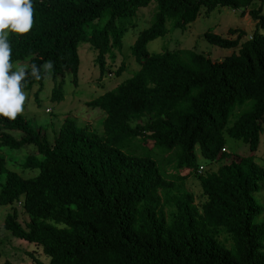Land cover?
I'll list each match as a JSON object with an SVG mask.
<instances>
[{"label": "trees", "instance_id": "obj_1", "mask_svg": "<svg viewBox=\"0 0 264 264\" xmlns=\"http://www.w3.org/2000/svg\"><path fill=\"white\" fill-rule=\"evenodd\" d=\"M150 1L33 0L31 31L8 35L13 70L17 62L29 72L47 61L53 68L40 80L29 75L22 90L52 79L50 97L60 100L66 75L76 81L81 42L94 48L101 77L138 7ZM155 1L130 45L138 67L87 101L105 113L101 131L66 114L50 139L23 113L14 121L0 117V203L20 200L27 214L22 223L13 207L3 227L42 247L48 261L33 256L32 264H264V219L256 220L263 205L255 196L264 184L257 154L264 146L262 3ZM221 6L257 21L244 39L239 27L229 28L235 36L205 29L208 42L232 48L221 59L191 47L148 49L151 39L183 28L200 9ZM123 69L121 62L115 74ZM227 136L241 139L245 150H226ZM21 148L23 168L36 173L7 166L6 154ZM197 151L219 161L197 173L200 204L184 186L198 169ZM165 206H172L169 214Z\"/></svg>", "mask_w": 264, "mask_h": 264}, {"label": "rangeland", "instance_id": "obj_2", "mask_svg": "<svg viewBox=\"0 0 264 264\" xmlns=\"http://www.w3.org/2000/svg\"><path fill=\"white\" fill-rule=\"evenodd\" d=\"M261 3L264 13V1L256 0L253 5L258 6ZM155 9V0H151L147 5L138 7L136 23L125 32L121 50H116L113 58L110 56L106 57V71L101 74V77H99V67L95 61L96 53L94 48L88 42H81L78 46L80 62L76 81L73 80L71 73L66 75V82L63 84L64 96L60 100L51 99L52 79H47L40 89L39 84L35 83L31 88L23 89L27 96L23 114L35 124L43 125L50 139L59 129L61 121L66 114L73 116L77 123L81 125L101 131V119L105 113L99 107L90 106L87 101L104 90L115 86L138 67V63L131 53L130 45L137 32L150 22ZM256 23L257 21L247 11L241 14L239 8L221 6L215 7L209 12L202 8L197 17L183 28L178 27L168 30L165 35L151 39L147 46L151 52L161 50L164 47H191L202 51L212 59L218 60L229 53L232 48L208 42L203 36L207 27H214L213 30L215 32L228 36H235V33H232L229 28L239 27L245 31L242 37L244 39L250 36ZM259 29L264 32V27ZM121 62L124 63V69L120 74H115V70ZM20 64L23 65L22 63ZM16 65L17 63H15ZM145 118L146 115L142 117V119ZM261 135L264 136V124ZM243 144L241 139L226 137V150L232 152L244 151L245 146ZM257 154L260 156L258 160L262 162L264 160V146L262 143ZM26 155V148L11 150L6 154L7 166L22 175L36 173L37 168H23L22 162ZM197 160L198 169L185 178L184 186L194 194L195 203L200 204L205 199V195L202 192L197 173H206L209 170L216 169L219 161H208L198 151ZM200 165L203 166V169L201 168L203 171L200 170ZM255 196L263 205V210L256 217V220L264 219V184L259 191L255 192ZM13 207L17 208V218L22 223L27 219V214L21 206L20 200L9 204L0 203V264H32L33 256H38L47 262L48 256L43 252L39 244L16 237L3 227L4 217L13 210ZM171 208L172 206H165L164 210L169 214ZM222 237L223 235L220 234V238Z\"/></svg>", "mask_w": 264, "mask_h": 264}, {"label": "clouds", "instance_id": "obj_3", "mask_svg": "<svg viewBox=\"0 0 264 264\" xmlns=\"http://www.w3.org/2000/svg\"><path fill=\"white\" fill-rule=\"evenodd\" d=\"M33 27V0H0V117L14 121L25 110L27 99L22 90V83L27 77L36 80L42 78L53 68V63L47 61L37 66L21 65L17 62L16 70L11 63L12 49L8 42L9 33L19 36L28 34Z\"/></svg>", "mask_w": 264, "mask_h": 264}]
</instances>
